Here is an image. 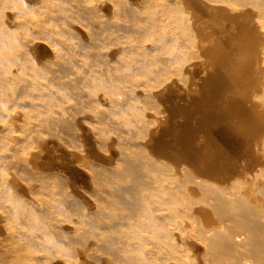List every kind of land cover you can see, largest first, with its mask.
Segmentation results:
<instances>
[{"label": "rangeland", "instance_id": "rangeland-1", "mask_svg": "<svg viewBox=\"0 0 264 264\" xmlns=\"http://www.w3.org/2000/svg\"><path fill=\"white\" fill-rule=\"evenodd\" d=\"M48 1H53L56 5L58 4V8H61V6H66L69 3H78L81 0H18L20 4H24V6L27 5V7L29 6L28 8L30 11L46 17L47 22L56 27V32L53 31L54 33L68 38L76 44L77 51L75 53L76 61H74V66L86 71L85 80L81 81V84L87 85L88 89L98 91L103 90L110 92L113 90L115 94L124 95V97H126L125 102L127 103L124 105L128 106L131 102L136 101L139 106L147 110L145 115L148 118H152L154 124H156L154 126H157V135L160 134V136H162H158L160 141L159 144L156 143V148L159 151L163 150L166 152L167 157L169 156L173 160L183 159L182 156L185 154L183 150L186 148L192 151L194 150L193 152L206 154L221 152V154L226 156L225 159L232 161L231 163L228 161V164L231 166H233L232 163H237V166H241L242 163L249 160V156L251 155H248L247 147L239 140L240 131L238 129H240L239 122H241L242 115L239 112L240 106L238 105H243L246 102L245 99L249 96L248 99L251 98L252 100L250 99V102L247 99L248 102L246 103L250 104V108L246 103L244 106L249 110L248 116L250 114L254 116L252 110L256 107V96L253 98L250 96L257 95L256 93L258 91L256 90V84L258 82V87L264 84V76L262 75L264 71V67L262 66L264 63L262 66L260 65L262 64L261 62L258 63L259 60L261 61V59H259L261 55H264L262 54L264 48L260 47V45L264 46V41L261 40L264 38V36H262L264 35V17H257V12H254L256 8L252 6L253 4H249L252 0H250L249 3L246 2L247 0H231L233 4L235 3V6L237 5L235 8L238 7L239 10L238 8L237 10L234 9V5L230 3V0H228L227 5L224 0L223 2L221 0H213L214 4H216L214 5L213 2H211L214 7H212L211 3L209 4L206 2V0H183L184 3L182 5L192 17L193 29L197 37L180 40H177L173 35L180 33V29L175 25H165L167 22L165 16L167 12H155V9L150 7L151 0H96L98 4L94 12L84 11L82 9L75 12L60 9L57 11H50L49 6H47ZM168 1H170L171 7H174V4H176L175 0ZM10 3L11 2L8 1L6 4ZM14 3H11L10 6L13 7L12 5ZM228 4H232L229 9L227 8V6H229ZM223 6L227 9L225 8L226 10H223ZM218 7H220V9L222 8L223 12L222 10L220 12ZM248 7L250 8L249 10L253 11L249 12V10H246ZM253 7L255 9H253ZM47 10H49V12L44 13ZM155 16L159 17L155 18ZM12 19L13 15L11 14H7L4 18L5 23L10 28L15 27L12 23ZM255 37H257V39ZM249 39H252L251 41L254 40L255 43L257 42L256 44H258L259 41L260 45L257 46L259 49L263 48V50L260 49V56L258 55L259 50H256V52L253 51L252 45L255 43L251 44L253 42L250 41V45ZM246 40H248V45L246 44L247 46H244L245 43H247ZM128 41H133L140 44V46L137 45L133 48L125 46L123 49L118 48V45H126ZM260 41H262L263 44ZM154 42L155 44H153ZM58 45L59 43L52 38L51 33L47 32L39 34L36 38L34 47L30 48L29 51L37 56L36 59L38 61H58L59 57L53 50V48ZM247 47H250L249 50L252 49L250 50L251 55L256 54L258 56L253 55L251 56L252 58H250V55H247V52L250 53ZM171 50H176L178 52L182 51V54H171L169 52ZM188 51H191L192 54ZM239 54H243V57H241V55L239 56ZM238 56L240 58H238ZM253 57H255V59ZM256 57L257 61H255ZM80 59H85L95 64L92 68H85ZM252 59L254 60L251 61ZM246 60H250L251 62L248 63ZM243 61H245L244 64L246 66L243 65ZM252 62L256 64L252 65ZM257 63L262 69L258 68L259 66ZM254 65H257V67ZM240 66L242 69H240ZM253 66L256 70H254ZM176 69L181 72L182 76H180L179 72H177L178 75L175 73L177 71ZM259 72H261L260 78L257 77ZM36 75L43 77L47 75V73H36ZM138 78L144 81V84L140 87L136 85ZM251 78L252 80L249 82ZM257 79L259 80L256 81ZM260 79H262V81ZM243 80H245L246 86ZM254 81H256V83ZM260 81L263 83H260ZM238 82L240 84H238ZM6 83L9 84V82L1 78L0 105H2L0 107V124L2 120L7 119L2 107L8 106L11 110H21L24 108L23 110L29 109L31 112L44 115L49 112V107L62 104L64 99L76 102V108L73 109L72 113L63 118L64 121L68 123L67 127L59 126L60 128H58L57 126L55 127V125H50L55 129L49 128L48 134L47 130L43 129L41 133L45 136H42L44 138L37 139L35 135L30 136L31 142L32 140L34 141L32 143V150L35 152L34 155H37H35L34 159H27L28 163H30L29 165L26 163V160L23 161L24 156L21 155L18 150H12L15 144H23V141L15 143V141H4L0 137V169L2 168L3 171L11 174L8 175L10 178L7 179L10 184L8 181L4 183L0 182V203L2 204L1 200H8L13 206L12 212H16L21 217V220L18 219L17 225L32 230L35 234L41 236L39 241L28 239V241H26L27 246H20L18 251L21 252V254L25 252H33L34 255L36 253H41L42 259L38 260V262L36 260L37 264H110V262L116 264L118 261L119 264H129L124 257V242L123 240H121L120 243L118 241L122 239V237L116 234L118 232L113 231L115 227H108L110 224L105 223L104 218L102 219L103 216L98 217V210L95 211L98 209V203L94 193L95 187L93 182L96 180V177L92 166L100 162L97 158L98 156H102L101 160L106 162V165L108 161L109 165H113V163H115V161L113 162L115 157L111 160L108 159V154H110L109 143L112 139L108 142L107 146V143L105 144V142L103 143L98 140L92 128L94 124L103 125V123L108 120V117L100 116L98 119H95L90 116V114L84 110L89 108L87 99H85L86 101L84 100L86 97L77 95L74 93L75 89L72 90V87L61 85V82L52 81L51 87L56 86L61 89L64 92V99L50 94L48 89L45 90L46 95H41V97L49 102L48 106H41L32 102L30 100L31 97L33 99L35 96L39 97V95H33L30 89H22L23 91L17 90L15 94L9 93V87L5 85ZM240 85L241 90L239 88ZM245 88H248L250 94L248 91H244L246 90ZM148 89L152 91V99L145 105L144 93ZM253 90L255 94H251V92H254ZM242 94L243 97H239V95L241 96ZM247 94L249 95L247 96ZM109 95L110 94H108V96ZM245 95L246 97H244ZM254 98L256 103L253 102ZM219 99L222 100L219 101ZM238 99L240 101H238ZM226 100L230 101V103L228 104ZM215 101H217V103ZM222 101L224 104H221ZM95 102L106 103V95L102 93L100 98ZM225 103L229 107L226 106ZM230 104L234 105H231V107ZM216 105L220 107L222 105L227 112H230L231 108L232 110L230 113L224 114L226 116L221 115L215 117L210 115V111L214 106L216 107ZM114 110H116L115 113H118V115L123 112L117 107H114ZM207 110L209 117H207ZM157 112L159 113L157 114ZM238 117H240L239 121ZM207 118L214 119L209 120ZM206 119L208 121H206ZM216 119L221 120V122L217 120L219 125L215 123ZM8 120L17 128V131L21 127L23 128L25 125L22 124L26 122L24 116H18L16 119L14 117V119ZM13 120L16 124L13 123ZM212 121L214 122L212 123ZM223 123H226L225 129H227L229 125L228 129L229 131L232 130V132L224 130ZM233 123H237V127H234L236 125ZM158 126H160V128ZM111 127L112 128L106 132H109L111 135L118 132L119 128L115 126ZM235 131H237L238 134L235 133ZM0 132H2L1 126ZM44 132L45 134H43ZM233 134L234 136H232ZM157 135L155 136L156 139ZM235 135L239 136L235 138ZM227 138L229 140H227ZM224 141L225 145L223 143ZM232 142L235 143V146L233 145L234 148L231 145L233 144ZM33 144L35 147H33ZM241 144L245 148H242L243 146ZM227 146L228 149L226 148ZM222 147H224V150ZM35 148H39V152L36 151ZM237 148L240 149L238 150ZM242 149H244V153ZM90 151H93L95 154H92ZM17 152H19V155L16 154ZM237 152H239L238 154L241 156L237 155L236 157ZM6 153H8V155ZM230 153H235V158L232 157L233 154L231 155ZM243 155L247 159L244 158L242 160ZM15 156H17V158ZM18 158L21 160L17 161ZM213 158L219 165L224 167L227 166L226 163L222 164L219 159ZM238 158L239 160L241 158V160L239 161ZM15 163H18V165ZM29 166H31V170ZM25 173H27V175ZM41 174L42 176L40 178ZM36 181L40 184L38 185ZM46 187L47 189L45 190ZM48 187L50 188L48 189ZM38 190L40 191L38 192ZM97 191L102 192L103 189L97 188ZM64 192L68 197H65ZM36 194H38L37 197L43 195L51 199L55 205L54 210L56 212L58 211L57 213H60L64 217V222L58 223L52 220L53 218L49 216L50 210H45V198L43 196V199L41 197L37 198ZM36 199H39L40 203ZM41 199L43 201H41ZM107 204L109 206L111 205L109 203ZM95 205L97 207H95ZM117 205L125 208L123 204L114 203V206ZM20 206L26 208V211L19 210L21 209ZM111 206L108 208H115ZM122 208L120 209L123 210ZM116 209L117 207L115 210ZM7 221L6 218L0 216V253L10 244L15 245L16 243L7 233ZM75 222L78 225H83L84 228L87 227L88 229H86L89 230H86L88 233H85L86 237L84 236L83 241L81 239H72L70 236L73 225L76 224ZM122 226L126 228V225L122 224ZM118 230L119 229L116 231ZM100 232L105 233L102 234L105 236L103 238L111 237L110 240L114 238L117 241H111L113 244L109 246V251L105 246H100L101 243L94 244L92 241L93 239L90 240L92 237H102V235H98ZM67 234L69 236H67ZM118 237L120 239H118ZM46 242L48 245H46ZM119 244H121V246ZM50 245L55 246L52 247ZM95 245L97 247L99 245V248ZM115 246L118 249L117 253ZM100 247H103V249L106 248V250H101ZM97 252L98 255L96 254ZM102 252L103 254H101ZM50 254L56 257L47 258ZM89 255L92 256L90 257ZM1 256L2 254H0V264H7V261ZM7 257L10 264H17V262L11 258L12 256L9 255ZM115 257H117V259Z\"/></svg>", "mask_w": 264, "mask_h": 264}, {"label": "bare ground", "instance_id": "bare-ground-1", "mask_svg": "<svg viewBox=\"0 0 264 264\" xmlns=\"http://www.w3.org/2000/svg\"><path fill=\"white\" fill-rule=\"evenodd\" d=\"M8 1H10L11 3L15 2L12 5L13 7L10 6L11 3L6 4ZM175 1L176 4H174V7H171V3L168 0H151L150 7L152 9H155V12L157 13L167 12V14L165 15L167 18V22L165 23V25H175L180 29V33L173 34L177 40L196 38L197 34L193 29L192 17L182 5L184 1ZM209 1L210 0H206V2H208L209 4L211 2H213L214 4L213 0H211L210 2ZM221 1L223 2V0ZM233 1H231L230 3L233 4ZM224 2H226L227 5L228 0H224ZM246 2L249 3L250 0H247ZM97 4L98 1L96 0H81L78 3H69L66 6H61V8H58V4L56 5V3H54L53 1H48L47 6H49L50 11H57L58 9H60L75 12L82 9L84 11L94 12L96 11ZM232 4H228L229 6H227V8L229 9L230 5L232 6ZM249 4H253L252 6L256 8L255 9L253 7V9L256 10L254 12H257V17H264V0H252V2ZM236 6L234 5V9L237 10L238 7L235 8ZM28 7L27 5L24 6V4H20L18 0H0V80L2 78L4 81L9 82V84L6 83L5 85L9 87L8 91L11 94H15L17 93V90L22 89H30L33 95L38 94L39 97L35 96V98L33 99L31 97L30 100L35 104L41 106H48L49 104V102L45 98L41 97V95H46V89H48L49 93L53 94L55 97L64 99V92L61 89L57 88L56 86L51 87L52 81L61 82V85L72 87V90L75 89V92H73L77 95L86 97L84 98V100L87 99L89 108L84 110L85 112L90 114V116L95 119H98L100 116L108 117V120L104 122L103 125L94 124V127L92 128L96 133L95 135L97 136L98 140L103 143L105 142V144L107 143V146L108 142L112 139L109 143L110 154H108V159L111 160L113 159V157H115V159L113 160V162L115 161V163H113V165L111 163V165H109V161L106 165V162L101 160L102 156H98L97 158L100 160V162L98 164L95 163L92 166V168H94L96 177V180L93 182L95 187L94 193L95 199L98 203V209H96L95 211L98 210L97 214H99V216L97 214L96 215L98 217L103 216L102 219L104 218L105 223L110 224V226L108 227H115L113 231L118 232L116 234L122 237V239L118 237V239L120 240H117L119 241V243L121 240H123L124 242L123 251L126 262L129 264H264V84H261L260 87H258V82L256 84V90L258 91L256 93L257 95L250 96L252 98L256 96L257 103L255 102V98L253 99V102L256 103V107H254V109L252 110L254 116H252L251 114L248 116L249 110L246 106H244L246 102H251L252 100L251 98V100L248 99V95L250 94L248 88H245L246 90H244L248 91L249 93L247 94L248 101L247 99H245L246 102H243V105H238L240 106L239 112L242 116L239 113L238 114L242 118L241 122H239L240 129H238L240 131V136L235 135V138L239 136L240 139H238L241 140V142H243V144L247 147V153H249L248 155H251L249 156V160H246V162L244 161L245 163H242L243 161L240 162L242 163L241 166H237V163H232L233 166H237L233 167L228 164V161L229 163H231L232 161L225 159L226 156L221 154V152L206 154L193 152L194 150L192 151L188 148L183 150V152L185 153L182 156L183 159L173 160L169 156L167 157L166 152H164L163 150L159 151L156 148V143L159 144L160 141L158 139V136H160V134L157 135L158 132L156 133L157 126H154L156 124H154L152 118H148L145 115V112L147 110L142 106H139L138 102L134 101L126 106L124 105L125 103H127L125 102L126 97H124V95L115 94L113 90H111L110 92L100 90L103 94L106 95L107 102H95L100 98L102 93L98 90L88 89L87 85L80 83L81 81L85 80L84 78L86 76V71H83L74 66V61H76L75 53L77 51L76 44L70 41L68 38H64L59 34L54 33L53 31L56 32V27L53 24H49L46 17L42 15L40 16L39 14L30 11ZM212 7L214 6L212 5ZM220 7L218 8L220 9ZM222 8L224 10L226 7L223 6ZM222 8L219 10L220 12ZM249 9V7L246 8V10ZM49 10L45 11L44 13L49 12ZM252 11L253 10H249V12ZM7 14L13 15L12 23L15 26L14 28L8 27V25L5 23L4 18ZM158 17L159 16H155V18ZM47 32L51 33L52 38L59 43L58 46H55L53 48L55 54L59 57L58 61H38L36 59L37 56L29 51L30 48L34 47L36 38L39 36V34H44ZM255 38L257 39V37ZM251 40L252 39H249V44ZM261 40L264 41V38H262ZM247 41L248 40H246V42ZM251 42H253L251 44L255 43L254 40ZM256 43L252 45V49L254 52H256V50H259V55V52L263 50L264 46H261L259 44V41L258 44ZM153 44H155V42ZM246 44L248 45V42L245 43L244 46H247ZM137 45L140 46V44H137L133 41H128L126 45H118V48L123 49L125 46L133 48ZM257 45H260V47L263 48H260V50ZM256 46L258 47V49ZM247 48L249 50L250 47ZM239 50L243 51L242 49ZM169 52L171 54H182V51L178 52L176 50H171ZM189 53L192 54L191 51ZM243 54H239V56L241 55V57H243ZM262 54H264V52ZM247 55H250V58H252L251 56H253L254 54L251 55V52H247ZM239 56L238 58H240ZM253 58L255 59V57ZM254 59H252L251 61H253ZM259 59H261V61L259 60L258 63L261 62L262 64L260 65L262 66L264 63V55H261ZM80 60L82 61L85 68H92L95 64L94 62L86 61L85 59ZM238 61L240 62L239 59ZM251 61L249 60L248 63ZM255 61H257V57ZM244 62L245 61H243V65H245ZM253 64L256 63L252 62V65ZM254 66L257 67V65ZM262 67H264V65ZM258 68L261 67L259 66ZM240 69H242V67ZM254 70H256L255 67ZM177 72H179L180 76H182L179 70H177L175 73ZM36 73H47V75L40 77L36 75ZM260 75L261 72H259V75L256 76L260 78ZM262 75L264 76V71ZM251 80L252 78L249 79V82H251ZM258 80L259 79H257L256 81ZM260 80L262 81V79ZM243 81L245 82V80ZM256 81L254 82L256 83ZM261 81L260 83L264 82ZM143 84L144 81L138 78L136 83L137 87H140ZM238 84L240 83L238 82ZM244 85L246 86V82ZM239 88L241 90V85L239 86ZM108 94L110 95L108 96ZM243 94L241 96L239 95V97H243ZM251 94H255V91L253 93L251 92ZM244 97H246V95ZM144 99L146 101V103H144L145 105L151 101V89H148L144 93ZM220 100L222 99H219V101ZM238 101L240 100L238 99ZM215 102L217 103V101ZM227 103L229 104L230 101H228ZM221 104H224L223 101ZM246 104H248L249 106H247L250 108V104ZM217 105L216 107L214 106V108H212V110L210 111V115L219 117L221 115L228 114L229 111L227 112L226 110H224L222 105L221 107ZM231 105L234 104H230V106ZM226 106L228 105L226 104ZM114 107H117L123 112H121L120 115H118V113L116 114V110H114ZM75 108L76 102L66 99H64V102L58 106L49 107V112L44 115L36 114L35 112H31L29 109L23 110L24 108L21 110H11L8 108V106L2 107L5 115L7 116V119L1 121L0 126L2 127V132H0V137L4 141H15V143L23 141V144H15L14 147L11 146L12 150H18L21 155L24 156V158L22 156L23 161H27V159H34L35 155L37 154L34 155L35 152L32 150V143L34 141L32 140L31 142L30 136L35 135L37 136V139L44 138L45 136L42 135L41 131L43 132V129H45L47 130L48 134L49 128H53V130L55 129L54 127H51L52 125H55V127L57 126L58 128L67 127L68 123H66L63 118L70 115ZM158 113L159 112H157V114ZM206 113H208V110L206 111ZM18 116H24L26 118V122L25 124H22L25 126H23V128L21 127V130L18 129L17 131V128H15L8 119L11 120L12 118L14 119V117L16 119V117ZM207 117H209V113ZM207 119L206 121H208ZM217 120L219 119H216L215 123H217ZM239 120L240 117H238V121ZM213 122L214 121H212V123ZM219 122H221V120H219ZM14 124H16V122ZM225 124L223 126L224 130L229 131V125H226L227 129H225ZM233 124L236 125L237 123ZM111 126H115L120 130L118 129L117 133L111 135L109 132H106L107 130L112 128ZM158 127L160 128V126ZM234 127H237V125ZM230 131L232 132V130ZM235 133H237V131H235ZM43 134H45V132ZM156 135L157 139L155 137ZM232 136H234V134ZM227 140L229 139L227 138ZM223 143L225 145V141ZM232 143L233 144H230L233 147L235 143ZM228 146L226 147L227 149ZM33 147H35L34 144ZM223 148L224 147H222V149ZM242 148L245 147L243 146ZM38 150L39 148L36 149V151ZM243 150L244 149H242V152ZM19 152H17L16 154L19 155ZM90 152H92V154H95L93 151ZM239 152H237L236 157L237 155H239ZM6 154L8 155V153ZM234 154L232 157H234ZM17 156L15 157L17 158ZM166 157L169 159H167ZM213 157L219 159L222 164L226 163L227 166L224 167L219 165ZM19 158L17 161L21 160ZM244 158L246 157H244L243 155L242 160ZM26 163L28 165L30 164L28 163V161ZM16 165H18V163ZM30 167L31 166H29V169L31 170ZM9 174L3 171L1 168L0 182L4 183L8 181L7 179L10 178V176H8ZM25 174L27 175V173ZM41 176L42 174L40 175V178ZM36 183H38V185L40 184L37 181ZM49 188L50 187H48V189ZM97 188H101V190L103 189V191L99 192L100 189L99 191H97ZM46 189L47 187L45 188V190ZM39 191L40 190H38V192ZM37 195L38 194H36V197ZM42 196L39 197L42 198ZM66 196L67 194L65 195V197ZM43 197L45 198V210H50L49 216H51L53 219L51 217L50 218L57 221L58 223L64 222V217L60 213H57L58 211L56 212L54 210L55 205L53 201L45 196ZM42 199L41 201H43ZM36 200L39 201V199ZM1 202L2 204L0 203V216L8 220L6 225L7 233L9 237L16 242L15 245L10 244L2 253H0L2 254L1 257H3L7 261V264H10L7 257L9 255L12 256L11 258H13V260L16 261L17 264H37L36 260L38 262V260L42 259L41 253H36L34 255L33 252H25V255V253L21 254V252L18 251V248L20 246L24 247L28 239L39 241L41 236L35 234L32 230L23 228V226H18L17 222L18 219L21 220V217L16 212H12V204L8 202V200H1ZM106 202L111 204L112 206H114V203L123 204V207H125L126 209L120 207L119 205L114 206L115 208L117 207L116 210L111 205L110 206L112 208H108L110 206ZM95 207L97 206L95 205ZM120 208H122L123 210H121ZM19 210L25 212L26 208L21 207V209ZM122 224L126 225V228H124ZM116 227L117 229H119L118 231H116ZM86 228L87 227L84 228L83 225H78L76 223L73 225L72 233L69 234L72 239H81L83 241L84 236L86 237V234L88 233L86 232L88 228ZM102 234L105 233L100 232V234L98 235ZM67 236L69 235L67 234ZM103 237L105 236H97V238L92 237L90 240L93 239L92 241L94 242V244L101 243L100 246H105L109 251V246L113 244L111 241H116V239L113 238L110 240L111 237ZM46 245H48L47 242ZM119 245L121 246V244ZM50 246L53 247L55 245ZM97 248H99V245ZM106 248L103 249L102 247L101 250H106ZM117 252L118 249L116 253ZM96 254L98 255V252ZM101 254H103V252ZM53 257L55 258L56 256L50 254L47 258L50 259ZM115 258L117 259V257ZM118 262L116 264H119ZM113 263L110 262V264Z\"/></svg>", "mask_w": 264, "mask_h": 264}]
</instances>
